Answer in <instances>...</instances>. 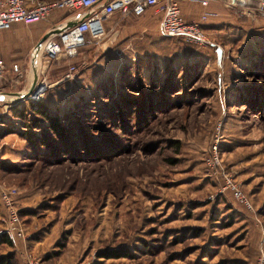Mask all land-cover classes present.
<instances>
[{
  "label": "rangeland",
  "instance_id": "rangeland-1",
  "mask_svg": "<svg viewBox=\"0 0 264 264\" xmlns=\"http://www.w3.org/2000/svg\"><path fill=\"white\" fill-rule=\"evenodd\" d=\"M62 11L70 13L48 19ZM234 12V29L206 30L215 44L160 28L126 44L113 28L111 45L107 32L75 58L42 52L38 78L45 71L50 82L42 99L73 124L75 147L36 149L22 133L30 115L12 110L28 96L10 93L26 92L33 75L18 70L5 81L0 160L13 165H0V227L2 189L16 187L26 239L19 248L0 243V256L15 251L23 264L28 255L50 264H253L264 243V14ZM142 92L154 98L145 108L135 102ZM124 95L130 106L107 105ZM214 145L220 164L210 162ZM224 173L254 210L223 190ZM119 248L129 255L103 253Z\"/></svg>",
  "mask_w": 264,
  "mask_h": 264
},
{
  "label": "built area",
  "instance_id": "built-area-1",
  "mask_svg": "<svg viewBox=\"0 0 264 264\" xmlns=\"http://www.w3.org/2000/svg\"><path fill=\"white\" fill-rule=\"evenodd\" d=\"M31 1V3H30ZM183 0H0V29H8L15 22L26 24L39 22L47 19L57 10H69L70 13L81 12L80 19L72 26L67 27L58 33V37H49L45 40L41 49L49 57V60L66 56L75 58L78 56L82 47L94 42H99L107 34L105 19L115 12L129 15H142L150 8L160 13L159 28L160 31L168 36H180L187 40L194 41L198 44H215L208 37L202 25V20L207 17L204 12L201 20L188 21L182 13ZM203 5L210 0H200ZM227 5L237 10L242 15L249 17L254 14H264V0H258L257 12L254 7H238L237 0H227ZM3 62L0 59V69ZM70 74L75 69L71 65ZM38 81L28 95V98L40 100L44 97L50 87L45 71L40 72ZM210 157V162L220 164L217 145ZM223 190H229L236 201L248 208L254 210L253 203L249 196L243 190L240 182L232 175L224 173ZM17 193L16 187L2 189V198L8 208L6 216L2 218L3 224L0 227V234H7L14 243L18 239H26V229L19 213L14 204V195ZM27 257V256H26ZM27 264H50L42 260L31 258L28 255ZM253 264H264V243L259 247V253Z\"/></svg>",
  "mask_w": 264,
  "mask_h": 264
},
{
  "label": "crops",
  "instance_id": "crops-1",
  "mask_svg": "<svg viewBox=\"0 0 264 264\" xmlns=\"http://www.w3.org/2000/svg\"><path fill=\"white\" fill-rule=\"evenodd\" d=\"M237 1L238 6L241 8L252 7V3H258V0ZM181 8L185 19L188 21L201 20V15L206 12L207 17L202 20L205 31L216 28L222 31L226 27L234 29L239 22V16L234 12L235 9L227 5V0H210L206 5H203L200 0H184ZM61 13L64 16L58 21H56L55 15H53L51 18L39 22L30 24L15 22L8 29H0V59L3 62V67L0 70V99L10 95L5 93L8 88H11L6 85L8 82L6 83L5 81H10V77L15 76L16 71L19 70L22 75L26 73L25 75L29 77L30 75L34 76L37 68L40 70V66L43 65L41 61L43 50L40 48L37 52L36 47L44 34L69 20L77 22L80 19L79 15L82 14V11L69 14H67V11H62ZM120 14V12H115L113 15L107 17L104 23L109 34L115 28L120 36H126V44H130L133 41V37L139 35L150 37V33H152L150 31H156L159 28L160 13L155 12L153 8H150L142 15L123 14V16H120ZM242 16L246 17L247 15ZM132 34L135 35L133 36ZM57 35L58 33L53 34L52 37H56ZM115 39L116 36L110 34L106 39V45H111ZM20 90L19 88L16 91L20 92ZM21 240L23 241V239L17 240L14 243V247L19 248Z\"/></svg>",
  "mask_w": 264,
  "mask_h": 264
},
{
  "label": "trees",
  "instance_id": "trees-1",
  "mask_svg": "<svg viewBox=\"0 0 264 264\" xmlns=\"http://www.w3.org/2000/svg\"><path fill=\"white\" fill-rule=\"evenodd\" d=\"M236 25L238 26L239 23H237ZM142 93L143 94L141 98L135 100V102L137 104L142 103L144 107L147 104V101L145 100L146 98L149 99L151 98V100H153L154 98L152 96L147 97L146 96L147 93L146 94L144 92ZM131 98H132L131 95H124V98L114 99L111 104H107V105H112L111 107L112 109L115 108L116 105L122 103L126 104L127 106H130L132 104ZM22 103H23L22 105L19 104L21 106H15V105L12 106L13 114L23 118L28 117L30 115L31 119H28V122L26 123V127L24 130H22V133L28 138V140L34 138L32 141V145L36 147V149L41 147V145L47 147L51 151H56V149L58 148L67 149L68 147H75L74 144L77 143L76 138L71 133L72 131L71 128L73 127V124L70 125L71 126L70 128L69 124H66L65 121H63V117L60 116L59 114H56L50 108V106L45 100L43 99L33 100L31 98H27L26 102L25 103L22 102ZM31 112L35 113L36 116L31 115L30 114ZM34 128H39L40 130H38V132H35ZM48 129L50 130L52 129V131H54V133L59 136L61 141L56 140L54 137H52ZM79 129L82 130L84 128H79ZM5 163L9 165H13L11 163H7V161L5 160H0V165H5ZM14 204H15V200H14ZM18 210L21 217H23L24 210L19 208ZM0 243H5L10 246H14V241L11 238H9L7 234H0ZM103 253L109 257L111 256L121 257V256L129 255L130 252H129V248H119V249L105 250ZM0 264H23V261L21 260L20 255L17 252L11 251L0 256Z\"/></svg>",
  "mask_w": 264,
  "mask_h": 264
},
{
  "label": "water",
  "instance_id": "water-1",
  "mask_svg": "<svg viewBox=\"0 0 264 264\" xmlns=\"http://www.w3.org/2000/svg\"><path fill=\"white\" fill-rule=\"evenodd\" d=\"M75 23H76L75 21L69 20L66 23L62 24L61 26L54 27L51 30H49L47 33H45L44 36L39 40V42L37 44V47H36L37 52L40 50L41 45L45 40H47L53 34L59 33L61 31H63L64 29H66L67 27L72 26ZM218 56H219V59H221V56H222V48L221 47H218ZM38 63H39V61H38ZM38 69L39 68H37L35 70L34 76H33L32 82H31V86L26 92L23 91V92H10V93H14L18 97H25V96L27 97L31 93V91L34 89V87L38 81V71H39Z\"/></svg>",
  "mask_w": 264,
  "mask_h": 264
}]
</instances>
